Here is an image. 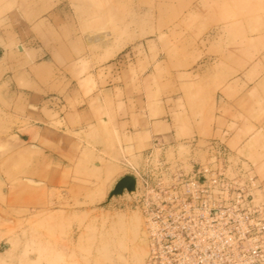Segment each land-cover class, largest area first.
Wrapping results in <instances>:
<instances>
[{"label": "rangeland", "instance_id": "374dc122", "mask_svg": "<svg viewBox=\"0 0 264 264\" xmlns=\"http://www.w3.org/2000/svg\"><path fill=\"white\" fill-rule=\"evenodd\" d=\"M0 5V23L21 33L15 43L42 50L0 74V264H146L143 212L133 194L111 192L154 141L170 159L204 157L215 137L253 166L246 149L264 161V0ZM114 82L115 115L129 105L172 126L120 158L105 154L96 132L62 129L69 108L100 115L97 95ZM70 86L83 97L70 99Z\"/></svg>", "mask_w": 264, "mask_h": 264}, {"label": "built area", "instance_id": "2783aa9c", "mask_svg": "<svg viewBox=\"0 0 264 264\" xmlns=\"http://www.w3.org/2000/svg\"><path fill=\"white\" fill-rule=\"evenodd\" d=\"M165 147L154 141L130 168L146 264H264V184L252 162L215 137L204 157L170 159Z\"/></svg>", "mask_w": 264, "mask_h": 264}, {"label": "crops", "instance_id": "0c3cea01", "mask_svg": "<svg viewBox=\"0 0 264 264\" xmlns=\"http://www.w3.org/2000/svg\"><path fill=\"white\" fill-rule=\"evenodd\" d=\"M0 8L2 9V5H0ZM42 12L40 11V13ZM42 22H44L43 24H47L45 20ZM6 24L5 22L0 23V74L2 75L18 69L17 65L19 61L23 64L24 58L29 60L33 55L37 56L38 52L42 51L34 45L25 47V45L18 43L20 41L23 42L21 40V33L18 32V29L15 31L13 27L9 28L8 24ZM16 41L18 42L15 43ZM80 74L81 82H83L82 80L86 75ZM109 74L115 80V67L111 69ZM69 80L72 86L73 80H75L72 75H70ZM60 83L54 84L57 89L62 88L64 84L62 82ZM71 86L69 87L67 96L70 99L82 98L84 94L82 89H72ZM39 89L42 90L41 85H39ZM97 97L102 101L101 111L98 110L101 113L100 115H88L90 112L89 108H85L82 105H79V107L76 106L74 109L69 108L64 118L62 129L64 132H96L101 140V147L103 149L107 148L105 154L115 155V157L120 158L121 153L124 152L128 154L137 153L140 148H143L149 143L152 136H160L162 133H168L172 130V126L166 120L154 122L144 111L137 109V107L133 108L128 105L125 110V115H115V82L109 87H104L98 93ZM228 123L230 122L228 121ZM220 130L221 133H224V136L228 135V138L232 136V132L228 131L227 126H223L220 129L214 124L213 131L217 132ZM245 151L247 154L254 156L256 160V165L254 164V166H257L261 173V175H258V178L261 179L262 176L264 180V167H262L264 161L258 153L250 152L247 149ZM116 162L117 159H115Z\"/></svg>", "mask_w": 264, "mask_h": 264}, {"label": "water", "instance_id": "95a60500", "mask_svg": "<svg viewBox=\"0 0 264 264\" xmlns=\"http://www.w3.org/2000/svg\"><path fill=\"white\" fill-rule=\"evenodd\" d=\"M136 190V180L133 175L126 174L121 177L115 184L114 189L111 192V196H121L126 192L132 195Z\"/></svg>", "mask_w": 264, "mask_h": 264}, {"label": "bare ground", "instance_id": "6f19581e", "mask_svg": "<svg viewBox=\"0 0 264 264\" xmlns=\"http://www.w3.org/2000/svg\"><path fill=\"white\" fill-rule=\"evenodd\" d=\"M144 230H145V228H144ZM137 231H139V228H138V230H136V228L133 230V232H134V236L136 235L137 236ZM135 239L136 238H134L133 240L135 241ZM142 241V240H141ZM147 250H148V243H147ZM134 254L136 255V256H144L145 254H146V250H145V248L143 247V245L141 244V242H140V239L139 238H137V242H135V245H134ZM147 254H148V252H147ZM147 256V255H146Z\"/></svg>", "mask_w": 264, "mask_h": 264}]
</instances>
